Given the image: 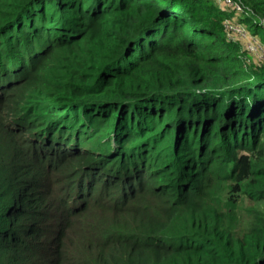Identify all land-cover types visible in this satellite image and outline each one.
Instances as JSON below:
<instances>
[{
	"label": "trees",
	"instance_id": "trees-1",
	"mask_svg": "<svg viewBox=\"0 0 264 264\" xmlns=\"http://www.w3.org/2000/svg\"><path fill=\"white\" fill-rule=\"evenodd\" d=\"M240 1L264 43V0ZM234 15L0 0V264H264V60Z\"/></svg>",
	"mask_w": 264,
	"mask_h": 264
},
{
	"label": "rangeland",
	"instance_id": "rangeland-1",
	"mask_svg": "<svg viewBox=\"0 0 264 264\" xmlns=\"http://www.w3.org/2000/svg\"><path fill=\"white\" fill-rule=\"evenodd\" d=\"M234 12L237 15H234L232 19H227L228 24L226 26L227 27L226 30L229 36L234 41V43L236 44V46H239L241 48L243 60L245 62H257V64H259L261 60H264V43H262L259 40L258 36L249 29L245 20L240 19V18H245L242 17L243 15L250 13L248 11H240V9H237V11ZM238 15H242V16H238ZM249 19L251 20L252 17H249ZM35 25H38V22H35ZM43 43H47V42L41 41L39 45H42ZM56 52L58 51H53L54 54H56ZM245 82L246 80L243 81V83ZM58 132L59 129L56 132H54L53 139L55 140L54 144L60 147L62 141L55 139ZM69 134L70 132L62 133L61 136L67 138ZM73 138L74 137H71V139ZM91 141L95 143V147L101 150V152H110V151L115 152V145L112 142L110 136L99 134L96 137H92ZM72 144L73 143H71L70 145ZM93 151H97V150H93ZM156 152L159 153L160 149H157ZM153 158L156 159L157 156L154 155ZM73 248L76 249L77 252L80 253L84 252L79 242H76Z\"/></svg>",
	"mask_w": 264,
	"mask_h": 264
},
{
	"label": "built area",
	"instance_id": "built-area-1",
	"mask_svg": "<svg viewBox=\"0 0 264 264\" xmlns=\"http://www.w3.org/2000/svg\"><path fill=\"white\" fill-rule=\"evenodd\" d=\"M219 4L230 7L233 11H237V9H240V11H246L244 5L241 3L240 0H216ZM222 3H221V2Z\"/></svg>",
	"mask_w": 264,
	"mask_h": 264
},
{
	"label": "clouds",
	"instance_id": "clouds-1",
	"mask_svg": "<svg viewBox=\"0 0 264 264\" xmlns=\"http://www.w3.org/2000/svg\"><path fill=\"white\" fill-rule=\"evenodd\" d=\"M220 6H224V5H221V4H220ZM234 13H235V12H234ZM225 24H226V26H227V24H228L227 19L225 20ZM99 151L101 152V150H99ZM102 153H107V154H113V153H115V154H117V153H119V151H117L116 148H115V152H111V151H110V152H102Z\"/></svg>",
	"mask_w": 264,
	"mask_h": 264
}]
</instances>
